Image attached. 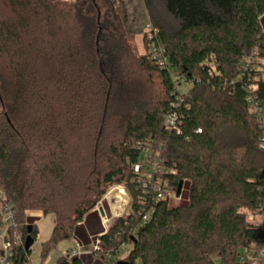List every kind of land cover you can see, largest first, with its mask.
Here are the masks:
<instances>
[{
    "label": "trees",
    "instance_id": "16d2710c",
    "mask_svg": "<svg viewBox=\"0 0 264 264\" xmlns=\"http://www.w3.org/2000/svg\"><path fill=\"white\" fill-rule=\"evenodd\" d=\"M143 2L167 65L134 55L112 4L0 0V206L15 209L25 240L32 226L34 242L35 219L54 217L42 264L60 243L88 249L104 233L93 210L115 184L127 188L130 210L100 238L95 264H235L264 239L248 220L264 216V152L247 101L264 114V65L252 66L264 60V0ZM182 80L192 83L186 93ZM173 113L179 131L165 125ZM146 150L173 190L183 188L177 206L162 202L143 223L150 204L141 205L132 167ZM30 253L15 249L12 264Z\"/></svg>",
    "mask_w": 264,
    "mask_h": 264
},
{
    "label": "built area",
    "instance_id": "2783aa9c",
    "mask_svg": "<svg viewBox=\"0 0 264 264\" xmlns=\"http://www.w3.org/2000/svg\"><path fill=\"white\" fill-rule=\"evenodd\" d=\"M155 34L152 32L149 38L152 41L153 48H156L153 42V37ZM153 59L158 60L159 58L153 57ZM168 61L166 59H159V65H167ZM251 65V62H247V67ZM192 86V83H188ZM255 90V87L252 88ZM248 103L251 105L252 112L254 113L256 119L261 125L263 136L259 143V148L264 152V114L263 109L256 103L254 97L250 95L247 98ZM180 118L178 114L173 113L169 115L165 120V125L167 128L179 131ZM201 133V130H198ZM149 150L145 151L144 158L142 161L133 165L132 170L135 176L133 184L137 186V189L141 192L140 202L142 206L150 204L149 210L142 217L143 223H148L152 215L154 214V207L162 202H167L171 205L173 201L181 202L182 196L177 197V193L173 190L168 179L165 178L166 170L161 165L159 159L152 160ZM112 196V194H111ZM2 197V192L0 189V199ZM111 201L113 207L111 206L110 213L116 218L123 217L124 209L130 206L131 199L127 196L124 191H120L118 196H112ZM105 212V211H104ZM110 214V215H111ZM0 215L2 217V226L0 227V264H12L14 257V250L25 246V237L23 233L18 231L17 224L15 222V209L8 204L0 206ZM105 222L108 223V217L105 213ZM248 220L254 222L255 215H249ZM105 223V224H106ZM28 226V223H25ZM104 227V233L96 237L90 248L86 249L82 245L77 244L76 247H70L65 253L63 259H65L67 264L72 263L75 259L81 258L83 256H93L95 259L101 260V240L100 238L108 232L110 227ZM129 247L124 245L121 248L120 255L125 249ZM108 264H117V260L108 256ZM121 260V259H120ZM28 263H30V257H28ZM213 264H221L220 259H214ZM235 264H264V239L258 246L243 248L236 259Z\"/></svg>",
    "mask_w": 264,
    "mask_h": 264
},
{
    "label": "rangeland",
    "instance_id": "374dc122",
    "mask_svg": "<svg viewBox=\"0 0 264 264\" xmlns=\"http://www.w3.org/2000/svg\"><path fill=\"white\" fill-rule=\"evenodd\" d=\"M63 2H69L73 3L75 0H61ZM98 2L101 5L102 10L105 12V10L112 5L117 9V12L122 20L123 26L125 28V31L127 32V41L128 44L134 53V55L137 58H140L146 54L151 55L152 57H157L161 59L160 52L157 48H153L152 41L150 40L149 36L152 34V28L150 24V15L145 8L143 0H98ZM158 13L159 18L162 20L163 24L167 27H170L172 25V22L168 17L166 16L163 8L161 6H157L155 9ZM253 64L252 66L257 71H262L261 65H264V60H261L256 57H252ZM246 62L250 63L251 60L246 59ZM172 71V70H171ZM172 75L175 77L176 74L174 71H172ZM192 86H190L188 83H185L183 80L181 81V84L178 85V90L180 93H186L191 89ZM151 151H148V153ZM120 191H124L127 196L131 199L130 194L127 190V188L124 185L115 184L107 188L105 196L101 199V201L98 202L96 207L93 211H97L100 217V221L102 226L105 225L106 227H111L116 220L125 217L130 210V206L126 207L123 212V217H114L110 213L111 206L113 205L111 201L112 196H118ZM112 194V196H111ZM132 200V199H131ZM180 202L173 201L171 203V206H177ZM131 205V202H130ZM113 207V206H112ZM100 208H103L105 213L108 217V223L105 221V217L101 216L100 214ZM111 214V215H110ZM252 215V214H251ZM106 223V224H105ZM254 223L256 225L264 226V216L262 215H255ZM29 224V223H28ZM34 225L36 226L38 230V237L36 241L34 242V245L31 248L30 253V263L28 264H42L41 263V251H42V245L47 242L51 236L52 230L54 228V217L52 215L43 217L39 216L37 219H35ZM77 244H80V242L76 238H71L69 241H64L60 243L56 249H54L50 255L48 256V259L43 264H58V262L63 259L64 253L72 246L76 247ZM81 245V244H80ZM130 247L128 249H125L124 252L120 255V259H124L126 254L128 253ZM84 264H95L96 259L93 256L90 257H84L83 258ZM100 264V262H97Z\"/></svg>",
    "mask_w": 264,
    "mask_h": 264
},
{
    "label": "water",
    "instance_id": "95a60500",
    "mask_svg": "<svg viewBox=\"0 0 264 264\" xmlns=\"http://www.w3.org/2000/svg\"><path fill=\"white\" fill-rule=\"evenodd\" d=\"M182 188H183V182H180L179 186L177 188V197H180ZM100 214L103 217L105 216V212H104L103 208H100ZM31 228H32V226H28V229H27V237H26L25 246H24L26 251H30L32 246L34 245V240H33V238L31 237V234H30L31 233ZM118 264H125V263L119 262Z\"/></svg>",
    "mask_w": 264,
    "mask_h": 264
},
{
    "label": "crops",
    "instance_id": "0c3cea01",
    "mask_svg": "<svg viewBox=\"0 0 264 264\" xmlns=\"http://www.w3.org/2000/svg\"><path fill=\"white\" fill-rule=\"evenodd\" d=\"M80 244L87 249V246L85 243L80 242Z\"/></svg>",
    "mask_w": 264,
    "mask_h": 264
}]
</instances>
